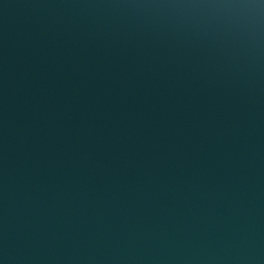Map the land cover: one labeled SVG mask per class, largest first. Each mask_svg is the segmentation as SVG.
<instances>
[{"label": "water", "instance_id": "1", "mask_svg": "<svg viewBox=\"0 0 264 264\" xmlns=\"http://www.w3.org/2000/svg\"><path fill=\"white\" fill-rule=\"evenodd\" d=\"M0 264H264V0H0Z\"/></svg>", "mask_w": 264, "mask_h": 264}]
</instances>
